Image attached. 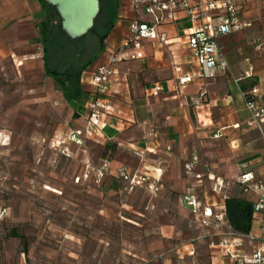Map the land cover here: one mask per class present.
<instances>
[{
  "label": "rangeland",
  "instance_id": "1",
  "mask_svg": "<svg viewBox=\"0 0 264 264\" xmlns=\"http://www.w3.org/2000/svg\"><path fill=\"white\" fill-rule=\"evenodd\" d=\"M116 1L109 19L98 16L83 37L58 36L48 48V68L74 73L93 63ZM38 26L0 15V264H217V249L180 192L166 187L153 197L146 185L117 178L109 142L71 139L83 121L64 87L45 72ZM138 168L127 169L131 176L148 171ZM13 228L26 238L13 236Z\"/></svg>",
  "mask_w": 264,
  "mask_h": 264
},
{
  "label": "crops",
  "instance_id": "2",
  "mask_svg": "<svg viewBox=\"0 0 264 264\" xmlns=\"http://www.w3.org/2000/svg\"><path fill=\"white\" fill-rule=\"evenodd\" d=\"M116 2L115 18L109 24L104 47L99 48L96 60L83 71L107 63L109 52L120 47L129 36L135 20L132 2ZM242 6L244 19L253 25L218 38L229 67L215 79H206L198 73L186 42L192 22L181 10L177 11L176 20L156 26L158 33L165 34L166 41L144 39L145 56L121 60L110 79L111 91L105 98L112 110L94 139L107 141L114 147L110 164L116 169L125 165L129 170L137 166L147 169L145 173L159 180L161 190L167 187L180 192L181 204L183 195L196 193L204 205L216 210L228 196L241 195L237 183L241 163H247L248 170L264 179V122L262 131L251 124L243 96L244 89L257 86L264 99V43L260 49L254 44L255 39L264 41V0H243ZM42 8L39 0H0L1 20L16 23L32 20L39 23L40 29L47 16ZM142 18L152 20L148 14ZM249 65L253 66V76L237 80ZM178 66L183 72H191L193 80L180 85V73L175 70ZM85 85L80 81V96L67 99L83 125L88 104L96 97L91 87ZM155 85L162 88L157 95L153 94ZM74 102L80 103L78 109L73 108ZM158 154L167 156L168 162L163 164ZM197 174L202 175L200 181ZM217 179L223 182L219 192L214 191ZM263 225L264 211L255 214L251 230L255 240L253 245H246V252L264 242ZM200 227L204 236H209V246L218 251L213 255L217 264H223L222 251L211 245L219 237L212 228Z\"/></svg>",
  "mask_w": 264,
  "mask_h": 264
},
{
  "label": "built area",
  "instance_id": "3",
  "mask_svg": "<svg viewBox=\"0 0 264 264\" xmlns=\"http://www.w3.org/2000/svg\"><path fill=\"white\" fill-rule=\"evenodd\" d=\"M243 0H131L135 20L130 28L129 36L124 39L122 45L109 52L107 63L100 64L94 69H86L82 72L80 81L87 84L96 94L94 100L88 104L85 124L81 129L72 131V140L77 143H86L94 139L100 133L105 124L106 116L111 112L108 100L105 98L111 91L110 79L116 73V65L123 59H140L145 56L142 41L144 39H157L166 41L164 33H158L156 26L177 19V11L181 10L192 22L187 29L186 42L188 49L196 62L198 73L206 79H215L221 70L229 67V63L223 55L222 46L218 38L252 27L253 23L244 19L242 11ZM143 14H148L152 20L145 21ZM264 41L255 39V46L260 49ZM132 52L127 53V51ZM179 74L178 82L185 85L192 81L194 75L191 72H183L181 67H175ZM254 69L252 65L238 77L237 80L252 77ZM160 85H155L153 94L157 95L161 90ZM246 107L251 114V124L262 131L264 122V99L259 94L257 86L243 90ZM105 168L98 169V179L101 181L105 175ZM237 183L241 187V196L253 203L255 213L264 211V179L256 177L248 170L247 163H241ZM117 176L122 180H128L132 185H146V190L151 196L157 197L161 190L159 180H151L148 173L130 175L124 166L117 169ZM199 181L201 174L196 176ZM223 182L217 179L214 191H220ZM182 205L189 209L195 220L206 228H212L214 234L219 237L217 242L212 241V246H217L223 255L229 259L226 264H264V242L253 247L251 252H246V245H253L255 237L252 233H239L231 227L225 204L214 210L209 205H204L196 193H187L182 197ZM264 231V225L262 226Z\"/></svg>",
  "mask_w": 264,
  "mask_h": 264
},
{
  "label": "trees",
  "instance_id": "4",
  "mask_svg": "<svg viewBox=\"0 0 264 264\" xmlns=\"http://www.w3.org/2000/svg\"><path fill=\"white\" fill-rule=\"evenodd\" d=\"M39 1L41 2L43 9L47 14L45 21L41 23V31L43 35V62H44L45 72L49 76L53 77L58 84H61L64 87V94L67 97V99L77 98L80 96L81 93L79 86L80 75L83 69L86 68L88 64L82 65L74 73L71 72L72 70L60 72L56 69L48 68L46 57H47L49 45L52 42L53 44L58 43V36L65 34L60 27V20L54 6L49 5L45 0H39ZM113 2L114 0H101L102 10L99 16L104 15L108 20L109 19L108 17L111 16L112 13L111 6ZM55 20L59 21L57 25H54ZM106 36H107V32L99 36V45L101 48L104 47L103 42ZM49 38L51 41H49ZM69 82H72V84ZM117 178L121 179L120 177ZM225 207H226V214L228 221L231 227L233 228V230L243 234L251 233L253 222L255 219V214H256L253 209L252 201L241 195H231L226 198ZM11 234L13 236H19L24 239L26 238V235L20 234L18 232V228H13ZM204 238L208 239L209 236L205 235Z\"/></svg>",
  "mask_w": 264,
  "mask_h": 264
},
{
  "label": "water",
  "instance_id": "5",
  "mask_svg": "<svg viewBox=\"0 0 264 264\" xmlns=\"http://www.w3.org/2000/svg\"><path fill=\"white\" fill-rule=\"evenodd\" d=\"M54 6L66 37L76 40L86 35L101 13V0H45Z\"/></svg>",
  "mask_w": 264,
  "mask_h": 264
}]
</instances>
